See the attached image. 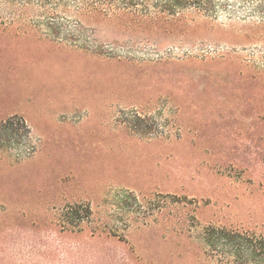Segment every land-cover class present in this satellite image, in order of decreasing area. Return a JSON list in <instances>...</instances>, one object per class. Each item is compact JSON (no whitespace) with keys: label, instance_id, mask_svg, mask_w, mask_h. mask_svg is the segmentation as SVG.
I'll return each instance as SVG.
<instances>
[{"label":"rangeland","instance_id":"374dc122","mask_svg":"<svg viewBox=\"0 0 264 264\" xmlns=\"http://www.w3.org/2000/svg\"><path fill=\"white\" fill-rule=\"evenodd\" d=\"M99 1L0 0V264H264L206 240L264 233V0L164 38Z\"/></svg>","mask_w":264,"mask_h":264},{"label":"trees","instance_id":"16d2710c","mask_svg":"<svg viewBox=\"0 0 264 264\" xmlns=\"http://www.w3.org/2000/svg\"><path fill=\"white\" fill-rule=\"evenodd\" d=\"M117 2L116 11L113 15L124 26L138 27L140 32L156 34L162 38L172 35H184L187 30L193 31L199 27L196 19L187 20L183 16L173 13L176 9L192 7L199 14H204L213 8L212 0H156L149 4L148 0H100L99 4H92L94 10L103 11L102 4ZM152 5L154 10H150ZM6 136L17 134H29V127L20 117H9L0 123ZM11 137V136H10ZM80 205L71 206L66 210L65 216L68 218L78 216ZM86 217L90 211L88 207L82 212ZM208 243L225 242L227 248H234L249 260L264 261V233L250 232L241 229H228L225 227H211L206 233Z\"/></svg>","mask_w":264,"mask_h":264},{"label":"crops","instance_id":"0c3cea01","mask_svg":"<svg viewBox=\"0 0 264 264\" xmlns=\"http://www.w3.org/2000/svg\"><path fill=\"white\" fill-rule=\"evenodd\" d=\"M26 243H30V242H26ZM30 262H32V261H30V260H17V264H32V263H30Z\"/></svg>","mask_w":264,"mask_h":264}]
</instances>
